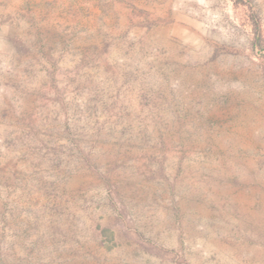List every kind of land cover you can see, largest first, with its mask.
<instances>
[{"label":"rangeland","instance_id":"374dc122","mask_svg":"<svg viewBox=\"0 0 264 264\" xmlns=\"http://www.w3.org/2000/svg\"><path fill=\"white\" fill-rule=\"evenodd\" d=\"M0 264H264V0H0Z\"/></svg>","mask_w":264,"mask_h":264}]
</instances>
